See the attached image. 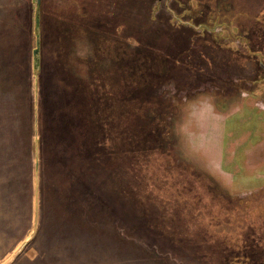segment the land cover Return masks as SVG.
Wrapping results in <instances>:
<instances>
[{
	"label": "rangeland",
	"instance_id": "1",
	"mask_svg": "<svg viewBox=\"0 0 264 264\" xmlns=\"http://www.w3.org/2000/svg\"><path fill=\"white\" fill-rule=\"evenodd\" d=\"M181 1L183 5L170 0L177 13L163 27L155 13L158 8L152 5L155 0H100L84 12L66 4L58 10L57 0H44L37 98L31 44L34 0H0V264H232L234 257L233 263L243 264L242 255L247 264L264 262V78L256 66L260 58L264 66V0H230L228 10V0ZM61 12L64 17L90 19L98 13L112 22L116 40H104L101 45L103 54L114 62L110 70L116 91L114 112L123 135L137 136L136 106L147 87L157 97L151 98L150 105L161 101L164 115L179 112L178 106L191 99L189 105H181L175 121L174 154L155 149L148 158L149 167L136 168L145 173L144 182L152 191L146 210L134 205L129 210V203L113 201L109 175L90 165L80 170L82 175L72 174L75 151L68 138L55 137L58 103L55 109L54 93L59 98V73H67L62 64L68 61L70 83L80 70L74 53L66 58L64 24L57 25L52 18ZM67 18L61 19L68 23ZM235 22L256 50L242 47L239 32L242 43L231 46L236 35L230 27ZM92 63L88 60V65ZM103 64L105 70L110 68L105 60ZM237 77H243V83L237 85ZM255 88L261 102L249 104L261 110L256 117L263 121L261 140L245 148L243 177L223 190L233 198L242 197V202L238 203L239 197L238 202L229 198L224 202L211 190L213 183L206 174L211 172L226 186L230 184L232 172L221 167L229 161L225 163L221 156L223 103L242 91L253 94ZM91 102L88 95L87 103ZM213 103L222 113H215ZM47 110H51L48 121ZM71 111H66L67 116ZM43 125L48 131L50 125L52 132H44ZM250 129L234 138L232 154L241 151ZM35 130L42 140L37 174ZM72 132L69 129L68 136ZM128 160L134 166L131 156ZM125 169L120 164L118 170L124 173ZM237 169L234 163L233 171ZM137 175L142 178L140 172ZM121 178L131 181L123 174ZM110 203L109 209H103ZM213 221L231 226L222 233L210 231Z\"/></svg>",
	"mask_w": 264,
	"mask_h": 264
},
{
	"label": "trees",
	"instance_id": "2",
	"mask_svg": "<svg viewBox=\"0 0 264 264\" xmlns=\"http://www.w3.org/2000/svg\"><path fill=\"white\" fill-rule=\"evenodd\" d=\"M82 28L81 25L76 27L74 32L75 35L73 36L74 42H82L83 35L79 33L82 31ZM63 33L64 35H62V38H65L64 30ZM110 34L111 33L107 35L106 33L104 39L108 41L111 37ZM63 47L64 49L66 48V42L65 46L63 44ZM96 48L97 47L95 46L93 51L92 60L94 63H92V66L88 71L81 72L83 68L82 65L85 64L83 60H77L78 65H80V70L73 74V80L71 79V83L69 80V74H67L68 69L66 66L63 67H65L64 71L67 73H59V84L57 85L59 98L58 93L57 95L56 91L54 93V96L56 97L55 100L57 101H55V109L56 104L58 103V114L56 118L57 133L55 134V137L57 138L59 135V139L62 140L68 138L69 142L67 141V143L70 144L75 151V160L70 168L72 174L82 175L80 170L90 165L93 169L105 173L106 176L107 174L109 175V179L111 180V186L109 185L111 189L110 194L113 197V201L119 200L120 205L124 202L129 203V210L130 208H134L132 207L133 205L135 208L143 206L144 210H146L148 207L147 198L152 191L149 190V186H146V180L144 182L143 177H145V173L136 168L141 165L149 167L148 158L154 154L155 149L160 152H168L171 156L174 154L170 143L171 139L174 138L172 129L173 116H176L175 112L177 111L175 110L168 115H164L160 110L161 101L159 100L156 101L155 106L150 105L151 101L156 100L157 97H154L156 94H149L148 92H150V88L147 87L145 89L144 97L138 100L136 106L135 121L136 126L138 127V131L136 132L137 136L129 137L123 135V132H121L122 130L120 129L119 131L120 123L117 121L118 115L114 112L116 101L114 96H116V91L112 87L114 76L110 72L114 62L109 59L106 54L103 55L105 58L103 59L102 56L98 55ZM107 51L108 49H106V52ZM103 60H105V65H107V60L112 63L108 65L110 68H106V70L105 68H97V65H101ZM60 67L62 68L61 71H63V67ZM258 69L263 71L264 78L263 67L258 65ZM104 72L105 77L103 78ZM88 95L92 98L90 104L87 103ZM106 96L108 97L107 99ZM151 98H153V100H151ZM70 109L72 110L71 116H67L66 111ZM153 110L157 111L154 112ZM107 111L111 113V116L106 114ZM50 113L51 110H47V115H45L47 121L51 118ZM52 117H56L55 114ZM43 127L45 132V126L43 125ZM50 129L51 127L49 125V131H46L51 133L52 131H50ZM69 129H73L72 137L70 135L68 136L67 131H69ZM63 142H65V140ZM40 143H42L41 137ZM129 156H131V159H134V166L129 165ZM120 164L125 165L126 169L124 173L122 172L124 169L122 171L118 170ZM138 172L141 173L142 178L137 175ZM121 174L127 176L131 181L122 180ZM212 188L214 189L215 196H219L217 198L222 201L224 200V202L228 200L227 198L231 201L238 202V197L240 201L238 203L242 202L240 199L242 197L240 196L233 198V196H230L227 193L216 192L214 184L211 186V190ZM244 198L246 197L244 196ZM110 206L111 203L109 206L102 207L103 209H109ZM215 222L216 221L210 223V231L220 230L222 233L227 225H220ZM227 224L228 226H231L229 223ZM242 249L245 250L246 248L242 247ZM213 251L218 250L213 249ZM242 258L243 259L240 262L247 264L243 255ZM225 259L227 263V258ZM236 259L234 257L233 260L235 261ZM233 262L232 264H235ZM255 264H264V262L256 261Z\"/></svg>",
	"mask_w": 264,
	"mask_h": 264
},
{
	"label": "water",
	"instance_id": "3",
	"mask_svg": "<svg viewBox=\"0 0 264 264\" xmlns=\"http://www.w3.org/2000/svg\"><path fill=\"white\" fill-rule=\"evenodd\" d=\"M43 1L44 0H34V5L31 7V9H32L31 44H33V46H34L32 48V59H33L32 60L33 61L32 66H33V70H34V72H33V80H34L33 83H34V85L33 86L35 88V92H36L35 94L37 95V98H38L39 84H40L39 77H40L41 65H42L41 55H40L41 50L40 49L42 46L41 19H42ZM95 1L100 2V0H57L56 6H57V8H59V7H62L64 4H66L67 6L75 5V8H77L79 12L80 11L84 12V8L89 7L90 5H92L91 3L95 2ZM177 1H178V3H180V5H183V3H181L182 2L181 0H177ZM229 1L230 0H228V4H225L227 7V10L230 9L229 8ZM222 4H220V6ZM152 5H155L158 8V10L156 9L157 11L155 10V13L158 14V23H160V25L163 27L167 25L168 17H173L177 13L176 9L174 7L170 6V0H155V2L152 3ZM214 6H215V4H214ZM230 7H231V1H230ZM165 8L167 10H164ZM58 10H61V9L59 8ZM70 12H72V11H70ZM67 13H69V12L67 11ZM159 13H161V15ZM63 14H65V13L61 12V14L59 13V15H58L59 17H57L55 15V16H52V18H53V21L56 22L57 25L61 24V23L64 24L63 29L65 31V39H66V55H67L66 58L69 55H72L74 53V55H75L74 57L76 58V60H78V59L83 60L84 59L83 61H84L85 65H82V67H83L82 71H88L89 68L92 66V64L88 65V60L93 61L92 59H93L94 47L95 46L97 47L96 49H97L98 55H100V54H101L100 56L104 55L101 42L105 40L104 38L106 36V33H107V35L109 33H111L110 34L111 37L109 40H116L115 39L116 33L113 32V30L111 28V25H113V24L109 19H107L101 15L99 16L98 13H97L98 15L96 14V17L92 18V19H90L89 17H83V18L82 17H73L72 18L70 14L69 15L67 14L68 15L67 16L68 18H67V17H64ZM33 17H34V19H33ZM61 18H65V19L67 18L68 23L64 22V20ZM183 24H187V21H183ZM188 24L192 25L191 23H188ZM193 24H195V23H193ZM242 24H243V22H242ZM79 25H81L83 27L82 31L79 32L83 35V39H82V42H74V40H73V36L75 35L74 32H75L76 27ZM243 25H245V24H243ZM197 26L198 25H195V27H197ZM232 26L233 27H230V30L235 32L236 39H234L231 46L237 45V42L242 43L241 40L238 39V37H239L238 32H239V34L243 37L242 47L245 50H250V48L253 49V46L250 43V39L246 35H244L240 32L241 31L240 24L238 25L235 22V24ZM202 27H204V26H202ZM167 29L168 28H165L164 30H167ZM126 33H127V31L124 33V35H127ZM130 33H132V32H130ZM244 38L247 40V42ZM230 41H232V40L229 38V42ZM72 44L77 45V46H75L76 53L72 50ZM86 45H90L89 46L90 50L87 51L86 54H82L84 47ZM236 49L238 50V46ZM224 50H228V46H226V48ZM237 50L236 51L233 50L234 51L233 53L238 52ZM253 50H256V49H253ZM105 52H106V50H105ZM246 53L247 52L243 53L244 56H246ZM258 59H255V60H258ZM252 60H254V59H252ZM261 61L262 60L260 58V62L258 61L256 66L258 68V65H260L264 69V66L262 65ZM65 62H67V64L65 63L66 64L65 66L67 67V69L69 71L68 61H65ZM93 63H94V61H93ZM106 63H107L106 66H108L109 64H112L108 60L106 61ZM211 66L212 65L210 63V65H208L209 69L211 68ZM256 66L254 65V68ZM97 68H100V69L104 68L103 63L101 65L98 64ZM242 78L237 77V79H236L237 85L243 83ZM262 78H263V76H262ZM256 80L260 81L261 78L260 79L258 78ZM225 84H226V81H225ZM154 91H155L154 89H150V92H148V93L152 94ZM251 92H253V94L244 93L242 91L241 95H239L240 93H237L231 97L232 99L229 98L225 103H223V109H224L223 113H225V118L223 119L222 126L221 125L219 126V129H220L219 133H221V138H222L221 145L223 148L222 152H221V154H222L221 156L224 159L225 163H227L226 162L227 158L229 159V161L227 164L221 165V167H222L224 172H232V173H231L230 184L228 186H226L224 184V182L222 181V179H219L218 176H215L213 173L207 171V173H206L207 177L213 182L216 192L226 194V192H224V191L226 189L229 190L233 186V183L236 179H240L241 177H243V174L245 171V168L243 167L244 166V159L246 156L244 154L245 148H248V146H251V145L258 143L261 140V138H260L261 136H258V134L262 130V125H261L262 119L261 120H259V118H258V120L256 119V117H258V115H260L261 110L259 109V107H257L258 106L257 104H256L257 106L256 105L253 106V105L249 104V101H251V100L259 101V100H257V99H259L258 98L259 97L258 96L259 95L258 94L259 89L256 90V88H255ZM211 93L207 94V95L201 94V95L195 96L196 97L195 99H201L202 97H206L208 95L211 96ZM212 95H214V94H212ZM238 95H239V97H238ZM237 97L241 98V100L238 99ZM190 101H191V99L189 98V99H186L184 102H182L181 103L182 108H184V106L187 104L189 105ZM259 102H261V101H259ZM181 105L178 106L179 112L177 110V112H175L176 116H173V127H172L173 133H174L175 121H176L178 116L180 118L179 114L181 111V109H180ZM213 105H214V103H213ZM214 110H215V113H219V112L222 113L221 107H218L216 105H214ZM37 112H38V107H37V103H36V114H35L36 120H37ZM236 112H238V113H236ZM182 114H183V112H182ZM246 121L248 123H246ZM35 124H36V122H35ZM249 126H251L252 129H250L251 132L248 133L249 135L246 133L247 137L244 138V140L245 139L246 140H245V142L241 143V146H242L241 151L239 153L237 151V153H238L237 156H236V151L232 154V152L230 151L231 150L230 145L233 144L234 138L238 134L241 135L242 133H244V131L246 132V130L249 129ZM35 131L36 132H35V138H34V143H35V146H34L35 150L34 151H35V159L37 160L36 164H35L36 174H37L38 173V160L40 158V138L37 134V130H35ZM171 141H172V144H171L172 150L175 151V146H177L178 138L174 135V138H172ZM239 147H240V145H239ZM185 158L187 159V161H189V159L187 157H185ZM230 161H231V163H230ZM189 162L191 164L195 165V163L192 162L191 160ZM234 163L238 167V169L235 171H233ZM187 169H189V168H187ZM228 194H229V192H228ZM37 210H38V188L36 187V192H35V216L36 217H37Z\"/></svg>",
	"mask_w": 264,
	"mask_h": 264
},
{
	"label": "crops",
	"instance_id": "4",
	"mask_svg": "<svg viewBox=\"0 0 264 264\" xmlns=\"http://www.w3.org/2000/svg\"><path fill=\"white\" fill-rule=\"evenodd\" d=\"M39 108V107H38Z\"/></svg>",
	"mask_w": 264,
	"mask_h": 264
}]
</instances>
